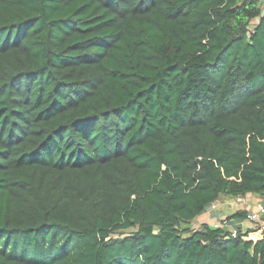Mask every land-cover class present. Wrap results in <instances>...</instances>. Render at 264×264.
I'll return each mask as SVG.
<instances>
[{"label":"trees","instance_id":"1","mask_svg":"<svg viewBox=\"0 0 264 264\" xmlns=\"http://www.w3.org/2000/svg\"><path fill=\"white\" fill-rule=\"evenodd\" d=\"M247 193L262 0H0V264H264Z\"/></svg>","mask_w":264,"mask_h":264},{"label":"crops","instance_id":"2","mask_svg":"<svg viewBox=\"0 0 264 264\" xmlns=\"http://www.w3.org/2000/svg\"><path fill=\"white\" fill-rule=\"evenodd\" d=\"M261 204L262 198L253 193H247L246 196L240 198L223 197L213 203L214 208L212 210L207 209L197 215L190 226L198 228L203 223H207L214 227L221 226V221L227 219L230 215L236 212V210L246 209L248 211H256ZM236 222H238L236 219H231L225 226L232 229ZM241 222L244 228L253 227V223L248 220H242ZM263 233L264 225L250 232V236L256 239L260 238Z\"/></svg>","mask_w":264,"mask_h":264},{"label":"built area","instance_id":"3","mask_svg":"<svg viewBox=\"0 0 264 264\" xmlns=\"http://www.w3.org/2000/svg\"><path fill=\"white\" fill-rule=\"evenodd\" d=\"M210 207H213V204H211L207 209ZM246 220L253 223V226H256V224H260V226L264 225V205H260L259 208L256 211H251L248 215ZM227 219H224L221 221V225H226ZM233 235L236 233L235 229H232Z\"/></svg>","mask_w":264,"mask_h":264},{"label":"rangeland","instance_id":"4","mask_svg":"<svg viewBox=\"0 0 264 264\" xmlns=\"http://www.w3.org/2000/svg\"><path fill=\"white\" fill-rule=\"evenodd\" d=\"M262 1L264 2V0H262ZM221 198H223V197H221ZM221 198H220V199H221ZM213 208H214V207H210L209 210H212Z\"/></svg>","mask_w":264,"mask_h":264},{"label":"water","instance_id":"5","mask_svg":"<svg viewBox=\"0 0 264 264\" xmlns=\"http://www.w3.org/2000/svg\"><path fill=\"white\" fill-rule=\"evenodd\" d=\"M262 205H264V196L262 197Z\"/></svg>","mask_w":264,"mask_h":264}]
</instances>
